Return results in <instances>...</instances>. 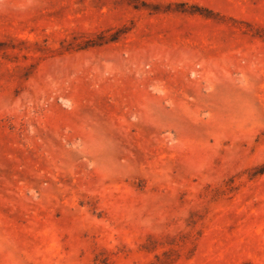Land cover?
Instances as JSON below:
<instances>
[{
  "label": "rangeland",
  "instance_id": "obj_1",
  "mask_svg": "<svg viewBox=\"0 0 264 264\" xmlns=\"http://www.w3.org/2000/svg\"><path fill=\"white\" fill-rule=\"evenodd\" d=\"M0 264H264V0H0Z\"/></svg>",
  "mask_w": 264,
  "mask_h": 264
}]
</instances>
